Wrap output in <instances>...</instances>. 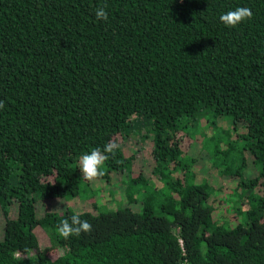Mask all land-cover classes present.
Instances as JSON below:
<instances>
[{"label": "trees", "instance_id": "obj_1", "mask_svg": "<svg viewBox=\"0 0 264 264\" xmlns=\"http://www.w3.org/2000/svg\"><path fill=\"white\" fill-rule=\"evenodd\" d=\"M0 102V264H264V0H0ZM109 141L97 186L79 159Z\"/></svg>", "mask_w": 264, "mask_h": 264}, {"label": "clouds", "instance_id": "obj_2", "mask_svg": "<svg viewBox=\"0 0 264 264\" xmlns=\"http://www.w3.org/2000/svg\"><path fill=\"white\" fill-rule=\"evenodd\" d=\"M95 15L98 19L107 20L108 13L104 7L95 10ZM253 11L249 7H237L235 10L228 11L220 16V21L228 27H236L244 21H250L253 18ZM3 102H0V108H3ZM119 144L114 141H109L101 150L100 148L93 149L90 153L83 154L79 159V169L82 176L89 182H94L104 175L103 166L108 159L107 154H115ZM58 234L64 239L75 236H80L81 233H90L92 225L81 220L80 214L72 215L70 219H64L57 227ZM16 258H20L21 253H14ZM31 259V254L25 250V257Z\"/></svg>", "mask_w": 264, "mask_h": 264}, {"label": "rangeland", "instance_id": "obj_3", "mask_svg": "<svg viewBox=\"0 0 264 264\" xmlns=\"http://www.w3.org/2000/svg\"><path fill=\"white\" fill-rule=\"evenodd\" d=\"M200 146V143L198 141H193V148L194 149H198L197 147ZM129 152H131V150H136V153H137V159H138V162H137V167H140L142 168V170L144 171V173L147 175L149 174L152 170H153V167H152V158H151V148H150V145L147 143V142H144L142 141L138 135H133L128 143H127V148H126ZM209 164V162H208ZM205 167H208V165H206ZM206 171V174L208 176H214V170L212 169L211 170V167H209L208 169H205ZM115 178L116 180H119L121 178V175L120 174H116L115 175ZM219 180V178H218ZM218 180H216V185L217 183L219 182ZM94 185H98V182L97 181H94L92 182ZM103 189L106 190V191H113L115 196H117V198H113V195H112V198L111 199H114L112 200L109 204L110 206H115L116 203L118 202H121L123 204H127V199L123 196L124 192H123V186L121 185H117V186H114V187H111V186H103ZM119 195L123 196V198H120ZM235 197V195L233 196V198ZM73 200V199H72ZM71 203L73 204V206L76 208V209H81L83 206H90V202L88 203H85V201L81 200V199H76V200H73L71 201ZM63 201H59V200H56V199H53V200H50V201H46V204L44 203H41L38 205L37 207V210H38V213L39 215H43L44 214V211L46 208H53V209H58V208H61L62 205H63ZM243 207L246 208L248 207L247 203H244L243 204ZM3 225H4V220L2 218V216H0V238L2 237L3 235ZM233 225V224H232ZM48 244V241L45 237H42L41 236V245H46ZM64 252L63 249H53L50 251V256L52 258H55L57 257L58 255L62 254Z\"/></svg>", "mask_w": 264, "mask_h": 264}]
</instances>
